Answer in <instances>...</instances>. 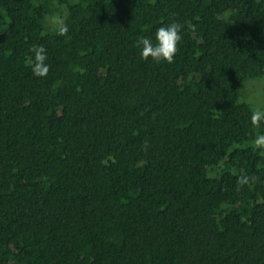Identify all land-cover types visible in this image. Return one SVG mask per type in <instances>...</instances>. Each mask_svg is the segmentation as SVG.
<instances>
[{"label": "trees", "instance_id": "16d2710c", "mask_svg": "<svg viewBox=\"0 0 264 264\" xmlns=\"http://www.w3.org/2000/svg\"><path fill=\"white\" fill-rule=\"evenodd\" d=\"M262 77L264 0H0V264H264Z\"/></svg>", "mask_w": 264, "mask_h": 264}, {"label": "clouds", "instance_id": "9594fccd", "mask_svg": "<svg viewBox=\"0 0 264 264\" xmlns=\"http://www.w3.org/2000/svg\"><path fill=\"white\" fill-rule=\"evenodd\" d=\"M182 25L178 21H171L159 26L154 36L144 35L138 38L137 47L142 59L151 58L153 61L172 63L177 52L178 42L181 40ZM60 34L68 31L65 24L58 26ZM47 54L42 44L35 45L33 48V60L31 64L32 72L35 76H46L49 65L45 62ZM250 121L258 127L264 126V107H257L250 114ZM257 147H264V134H260L255 139ZM247 177H241L240 183H245Z\"/></svg>", "mask_w": 264, "mask_h": 264}, {"label": "rangeland", "instance_id": "374dc122", "mask_svg": "<svg viewBox=\"0 0 264 264\" xmlns=\"http://www.w3.org/2000/svg\"><path fill=\"white\" fill-rule=\"evenodd\" d=\"M242 99L255 110L258 106L264 107V77L248 80L243 90Z\"/></svg>", "mask_w": 264, "mask_h": 264}]
</instances>
